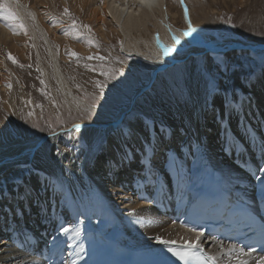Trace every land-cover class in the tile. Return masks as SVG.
<instances>
[{
  "label": "bare ground",
  "instance_id": "1",
  "mask_svg": "<svg viewBox=\"0 0 264 264\" xmlns=\"http://www.w3.org/2000/svg\"><path fill=\"white\" fill-rule=\"evenodd\" d=\"M0 2L19 14L30 13L34 24L30 28L35 37L41 34L61 79L37 9L22 0ZM75 3L84 6L93 0ZM103 5L122 37V53L158 66L155 78L158 70L184 63L185 101L174 107H142L127 122L147 85L111 122L79 120L40 138L0 145V264H51L37 256L42 251L54 259L64 254L68 264H87L86 238L95 231L134 251L166 245L201 250L216 264H264L258 255L182 228L158 211L168 203L166 194L201 193L203 173L249 203L264 190V77L249 90L239 81L232 83V95L238 97L234 100L228 93L218 95L219 89L211 97L207 77L190 63L208 53L264 52V44L205 41L190 13H186L188 28L178 29L168 0H103ZM16 39L0 23V40L21 54ZM230 98L233 104L227 105ZM238 112L242 114L235 117ZM220 121L224 134L205 136ZM67 132L82 134L85 145L80 155L69 150ZM232 160L234 167L228 166Z\"/></svg>",
  "mask_w": 264,
  "mask_h": 264
},
{
  "label": "rangeland",
  "instance_id": "2",
  "mask_svg": "<svg viewBox=\"0 0 264 264\" xmlns=\"http://www.w3.org/2000/svg\"><path fill=\"white\" fill-rule=\"evenodd\" d=\"M168 1L178 29L188 28L186 13H190L196 18L194 26L203 30L205 41L212 38V42L222 41V45L233 41L250 46L264 44V0H182L183 4ZM22 2L37 9L62 78L56 75L41 34L37 32L35 37L31 30L34 24L30 13L19 14L0 2V23L18 39L17 45L22 50L21 54L13 51L9 42L0 40V145L18 138H40L79 120L111 122L130 104L136 91L151 81V88L139 97L127 122L135 119L142 107H174L185 101L184 63L157 73L155 78L158 66L124 55L120 50L122 37L109 21L103 0H93V4L84 6L76 5L75 0ZM207 18L210 23L205 21ZM149 32L153 33L151 27ZM190 63L200 72L202 69L207 77L213 87L209 86L211 97L219 89L218 95L228 93L234 100L238 97L232 95V83L239 81L242 88L249 90L256 80L264 77V52L231 56L208 53ZM232 99H228L227 105L233 104ZM126 121L122 125L125 133ZM216 126L219 128L213 127L205 136L223 132L222 121ZM82 137L79 132L65 134L69 150L75 155H80L84 148ZM234 162L229 161L228 166L234 167ZM169 226L170 222H166L165 228Z\"/></svg>",
  "mask_w": 264,
  "mask_h": 264
},
{
  "label": "water",
  "instance_id": "3",
  "mask_svg": "<svg viewBox=\"0 0 264 264\" xmlns=\"http://www.w3.org/2000/svg\"><path fill=\"white\" fill-rule=\"evenodd\" d=\"M152 81H151V83L148 85V88H146V89H149V88H151V86H152ZM147 87V86H146Z\"/></svg>",
  "mask_w": 264,
  "mask_h": 264
}]
</instances>
